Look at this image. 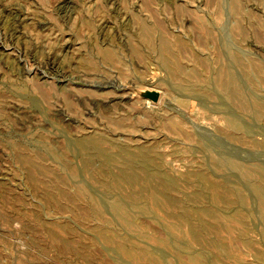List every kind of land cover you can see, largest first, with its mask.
<instances>
[{
    "label": "rangeland",
    "instance_id": "rangeland-1",
    "mask_svg": "<svg viewBox=\"0 0 264 264\" xmlns=\"http://www.w3.org/2000/svg\"><path fill=\"white\" fill-rule=\"evenodd\" d=\"M0 264H264V0H0Z\"/></svg>",
    "mask_w": 264,
    "mask_h": 264
},
{
    "label": "bare ground",
    "instance_id": "bare-ground-1",
    "mask_svg": "<svg viewBox=\"0 0 264 264\" xmlns=\"http://www.w3.org/2000/svg\"><path fill=\"white\" fill-rule=\"evenodd\" d=\"M144 156V155H143Z\"/></svg>",
    "mask_w": 264,
    "mask_h": 264
}]
</instances>
